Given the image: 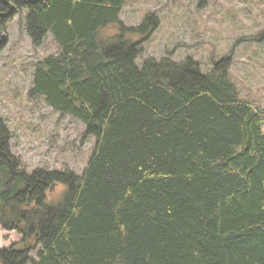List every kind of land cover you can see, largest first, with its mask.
I'll list each match as a JSON object with an SVG mask.
<instances>
[{
    "label": "trees",
    "instance_id": "1",
    "mask_svg": "<svg viewBox=\"0 0 264 264\" xmlns=\"http://www.w3.org/2000/svg\"><path fill=\"white\" fill-rule=\"evenodd\" d=\"M126 1L0 0V38L19 15L32 47H58L28 97L94 138L80 175L27 172L0 120V227L21 235L0 264H264V106L239 97L230 54L205 72L190 56L138 64L158 19L124 25Z\"/></svg>",
    "mask_w": 264,
    "mask_h": 264
},
{
    "label": "rangeland",
    "instance_id": "2",
    "mask_svg": "<svg viewBox=\"0 0 264 264\" xmlns=\"http://www.w3.org/2000/svg\"><path fill=\"white\" fill-rule=\"evenodd\" d=\"M148 12L158 25L144 39L138 64L147 58L167 56L178 62L190 56L205 72L212 60L230 54L228 75L239 97L264 106V38L256 40L264 33V0H127L119 19L137 26ZM21 20L14 15L0 38V120L10 134V151L27 172L41 167L80 175L94 138L82 139L79 120L53 110L40 97H28L33 64L58 47L50 34L32 47ZM113 33L105 28L100 37ZM20 240L17 232L0 227V249Z\"/></svg>",
    "mask_w": 264,
    "mask_h": 264
},
{
    "label": "bare ground",
    "instance_id": "3",
    "mask_svg": "<svg viewBox=\"0 0 264 264\" xmlns=\"http://www.w3.org/2000/svg\"><path fill=\"white\" fill-rule=\"evenodd\" d=\"M84 126V125H83Z\"/></svg>",
    "mask_w": 264,
    "mask_h": 264
}]
</instances>
